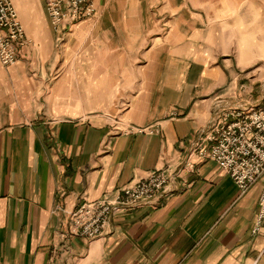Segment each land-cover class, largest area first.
I'll list each match as a JSON object with an SVG mask.
<instances>
[{"label":"crops","instance_id":"1","mask_svg":"<svg viewBox=\"0 0 264 264\" xmlns=\"http://www.w3.org/2000/svg\"><path fill=\"white\" fill-rule=\"evenodd\" d=\"M13 2L32 42L0 62V264H264V175L243 193L191 154L264 99V0H92L63 36L45 0ZM155 170L171 174L155 202L66 235L80 204Z\"/></svg>","mask_w":264,"mask_h":264},{"label":"built area","instance_id":"2","mask_svg":"<svg viewBox=\"0 0 264 264\" xmlns=\"http://www.w3.org/2000/svg\"><path fill=\"white\" fill-rule=\"evenodd\" d=\"M46 12L52 27L62 34L81 17L96 12L92 0H45ZM32 42L25 31L13 0H0V62L5 67L19 60L21 47ZM176 113H173L175 117ZM125 134L154 133L157 124L145 127L127 125L117 127ZM191 154L218 163L235 181L241 192H246L264 175V99L261 103L225 109L217 122L194 142ZM185 169L191 173L195 164L188 160ZM170 173L155 170L146 178L126 186L112 198H102L80 204L70 212L66 235L89 240L103 235L117 206L135 207L155 202L170 180ZM264 219V188L260 211L253 233H258Z\"/></svg>","mask_w":264,"mask_h":264},{"label":"rangeland","instance_id":"3","mask_svg":"<svg viewBox=\"0 0 264 264\" xmlns=\"http://www.w3.org/2000/svg\"><path fill=\"white\" fill-rule=\"evenodd\" d=\"M24 25V24H23ZM25 27V26H24ZM20 58V57H19ZM213 161V160H212ZM259 180V179H258Z\"/></svg>","mask_w":264,"mask_h":264}]
</instances>
